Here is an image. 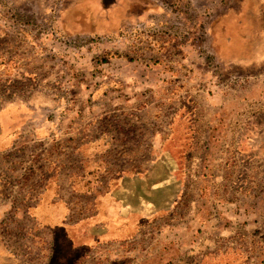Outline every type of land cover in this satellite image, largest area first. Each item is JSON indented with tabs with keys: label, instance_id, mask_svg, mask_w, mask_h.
Returning <instances> with one entry per match:
<instances>
[{
	"label": "rangeland",
	"instance_id": "374dc122",
	"mask_svg": "<svg viewBox=\"0 0 264 264\" xmlns=\"http://www.w3.org/2000/svg\"><path fill=\"white\" fill-rule=\"evenodd\" d=\"M229 5L237 0H0V109L28 102L51 124L33 140L27 122L24 137L32 141L9 167L22 174L0 197V252L11 253L10 264H118L112 246L73 260L62 245L51 262L52 231L27 208L54 170L70 186L85 162L78 147L105 125L117 139L104 165L148 169L125 181L141 186L147 210L158 213L141 230L152 237L132 244L126 264L144 263L160 243L174 255L156 264L233 251L241 264H264V142L247 165L236 147L243 121L264 113V66L226 65L216 53L209 26ZM187 95L197 104L196 133L178 176L174 154L161 143ZM7 168L0 165V174L9 179ZM61 192L75 203L71 218L82 215L86 202ZM167 226L195 239L167 243Z\"/></svg>",
	"mask_w": 264,
	"mask_h": 264
},
{
	"label": "crops",
	"instance_id": "0c3cea01",
	"mask_svg": "<svg viewBox=\"0 0 264 264\" xmlns=\"http://www.w3.org/2000/svg\"><path fill=\"white\" fill-rule=\"evenodd\" d=\"M209 27L210 33L214 34V49L224 64L245 65L246 69L259 64L264 66V0H237L236 7L227 6V9L218 15ZM258 73L263 74L264 71ZM254 75L257 73L246 74V76ZM34 115L39 117L41 110L29 107L28 102L25 104L24 102L20 104L13 102L0 109V165L8 167L7 172L10 173L9 179L6 174H0V197H4L3 199L7 198L8 189L12 186V182L14 183L11 178L15 179L19 171L14 172L9 168H13L14 155L23 158L24 154L26 155L27 145H30L32 141L30 137L25 138L27 134L24 135L23 132L27 127V122L31 126L32 134H35L33 140L43 139L47 130L45 126H51L50 123L46 125L49 116L44 118L41 115L40 119L42 118V120L38 118L35 120ZM59 124L61 125V123ZM98 128L96 129L99 131H95L93 137L88 135L84 144L82 142L78 147L85 162L83 168L79 172H75V178L70 179V186L68 188H65L68 184L61 186L58 181L59 174L54 170V173L48 175V179L44 181L43 189L39 192L36 202L27 206L28 213L37 220L41 227L50 231L55 226L64 227L71 240L70 249L78 248L82 253L84 252L80 258L95 253V250L100 246L106 248L112 246L116 249L114 254L117 256L118 264H126L127 259H130L127 255L133 250L132 244L140 239L139 237H141L140 240L152 237L151 233L142 235L141 230L151 225V220L158 213L147 210L150 208L146 207V201L143 199L144 190L141 189V186L125 181L127 177H130L129 181H132L134 176L141 177L142 173L148 169L141 171L136 167H124L111 172L109 167L104 165L103 157L112 149L116 140L107 141L104 138L103 131L105 128L109 130V125L107 127L106 125L98 126ZM36 155L40 157L44 153L39 152L38 154L37 152ZM51 160L56 161L55 158H51ZM53 165L54 163L50 162L49 167ZM18 174H22V171ZM61 189L66 193L80 196L78 199L86 202L87 206H84L85 210L82 215L78 213L75 219L71 218L72 207L75 203L72 204L68 201L63 196ZM204 192L206 190L201 191V193ZM162 215L163 213L159 216ZM168 228L170 229V226H167L166 231L161 233L167 243L195 239L193 231H190L191 238H185L182 235L171 234L172 232H169ZM96 242L99 243L95 245ZM122 242L127 243L122 244ZM160 244L162 249L154 251L147 257V261L145 259V262H140V264L163 263L168 261L169 256L174 255V251L169 249V243L164 248L163 244ZM107 250V253L111 254L109 249ZM4 253L0 252V261L4 258L8 259V256L11 255L9 251ZM161 253L167 257L166 260L162 258L164 256H161ZM198 257L214 256L211 252L200 256L195 255L187 264H193V261ZM130 262L127 264H135V261L130 260Z\"/></svg>",
	"mask_w": 264,
	"mask_h": 264
},
{
	"label": "trees",
	"instance_id": "16d2710c",
	"mask_svg": "<svg viewBox=\"0 0 264 264\" xmlns=\"http://www.w3.org/2000/svg\"><path fill=\"white\" fill-rule=\"evenodd\" d=\"M212 35L214 34L212 33ZM249 69L247 71H249ZM247 71L246 73H248ZM254 72L255 71H252V73L249 74H254ZM196 105V100L190 95L182 98L179 106L175 109L167 122L169 132L162 139L161 145L163 149L171 150L179 164L176 172L178 176L181 175L183 168L186 166L188 153L194 143L197 121ZM260 114L264 113H256L246 118L239 130L236 147L242 165H247L253 158L259 157L257 156V150L260 147L258 143L261 141L264 142V120H262L263 118ZM258 127L260 128L258 129ZM103 132L105 134L104 138L107 139V141H115V139H117L115 133L110 129L107 130V128H105ZM52 238L53 250L50 256L51 262L54 261L56 257L63 254L60 253L63 250L62 245H66V248L72 252L73 260H78L81 257L80 255H84V252L82 253L78 248L74 250L70 249L71 240L64 227L55 226L52 230ZM98 243L99 242H96L95 245ZM126 243L127 242H122V244ZM213 256L214 257H205L208 259L198 257L193 261V264H241L243 259L239 251H233L231 253L225 252ZM8 260L10 264L12 261L11 259Z\"/></svg>",
	"mask_w": 264,
	"mask_h": 264
}]
</instances>
